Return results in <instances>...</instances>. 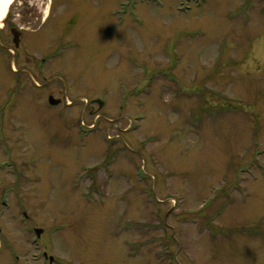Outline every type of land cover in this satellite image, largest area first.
<instances>
[{"label":"rangeland","instance_id":"obj_1","mask_svg":"<svg viewBox=\"0 0 264 264\" xmlns=\"http://www.w3.org/2000/svg\"><path fill=\"white\" fill-rule=\"evenodd\" d=\"M120 1L0 21V264H264V0Z\"/></svg>","mask_w":264,"mask_h":264},{"label":"flooded vegetation","instance_id":"obj_2","mask_svg":"<svg viewBox=\"0 0 264 264\" xmlns=\"http://www.w3.org/2000/svg\"><path fill=\"white\" fill-rule=\"evenodd\" d=\"M1 27V25H0ZM24 27L23 26H18L16 23L12 24V26L10 27V33L13 37H11V42L10 44H6V43H0V45H2L4 48H6V50L8 51L7 55L10 57L11 60V65L15 66V68H21L22 70H28L29 66H33L34 69L38 68L40 69L41 67H43V61H45V58H42L41 61H39L38 59H36V56L32 57V60L30 62V64L28 63V59L30 58L29 54L26 55L27 50L26 49H21L20 46L23 45V40H24V36H25V32H24ZM15 34L17 37V41H15ZM14 43V46L12 45ZM4 50V49H3ZM29 57V58H28Z\"/></svg>","mask_w":264,"mask_h":264},{"label":"bare ground","instance_id":"obj_3","mask_svg":"<svg viewBox=\"0 0 264 264\" xmlns=\"http://www.w3.org/2000/svg\"><path fill=\"white\" fill-rule=\"evenodd\" d=\"M15 0H0V21L6 16L8 7L14 2ZM53 59V58H52ZM51 59L48 61L50 62ZM41 86H39L40 88ZM139 128V127H138Z\"/></svg>","mask_w":264,"mask_h":264},{"label":"water","instance_id":"obj_4","mask_svg":"<svg viewBox=\"0 0 264 264\" xmlns=\"http://www.w3.org/2000/svg\"><path fill=\"white\" fill-rule=\"evenodd\" d=\"M61 101V99H57V98H54L53 96H50V102L53 103V104H56V103H59ZM41 232V229H37V233L40 234ZM51 259H53V257H51Z\"/></svg>","mask_w":264,"mask_h":264}]
</instances>
